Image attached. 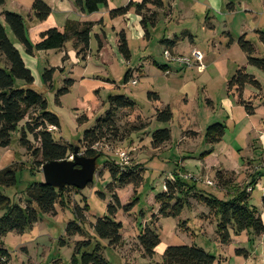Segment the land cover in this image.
Listing matches in <instances>:
<instances>
[{"label": "rangeland", "instance_id": "374dc122", "mask_svg": "<svg viewBox=\"0 0 264 264\" xmlns=\"http://www.w3.org/2000/svg\"><path fill=\"white\" fill-rule=\"evenodd\" d=\"M34 1L5 0L0 7V21L33 73L35 81L31 88L45 95L49 112L60 120V129L49 128L54 141L79 148L85 132L109 109L107 101L111 95L124 96L137 106L134 110L117 111L118 135L107 133L106 140L96 147L103 156L97 160L91 185L84 190H68L66 206L57 205L53 214H39V221L25 234L9 233L3 238V248L10 255L8 264H70L76 243L83 241L82 237L69 238L66 234L68 224L77 221L76 207L85 209L88 206V211H83L87 218L83 228L94 236L91 225L108 216V207L115 205V195L122 206L116 221L123 225V245L112 249L107 241H100L105 247L104 257L110 264H163L166 249L178 246L200 248L217 258L218 264H264V235L257 237L252 232H245L232 236V242L223 245L213 213L198 200L188 198L191 208L186 206L178 218L160 217V206L155 202L156 196L166 191V182H172L177 175L184 179L189 177L187 182L192 185L195 181L197 191L223 201L231 199L238 190H246L250 205L264 222V105L257 101H264V75L253 67H249L250 72L247 70L248 74H261L256 78L262 86L258 99L249 98L250 86L243 98L252 109L253 106L258 109L256 115L249 116L238 103V96L228 91L239 67L248 68L247 58L238 44L240 35L247 33L248 41L258 52L264 53V46L255 33L264 32V0H252V13H245L236 0H176L171 14L162 10L156 27H148V39H145L146 33L142 32L135 9H132L119 21L120 28L127 34L131 52L129 61L119 53L113 30L117 24L109 14L103 16L107 37L103 52H99L96 35L100 30L95 26L85 61L78 56L74 41L62 50L29 55L5 24L3 13H15L24 19L27 39L32 45L40 41L41 32L64 25V16L56 10L45 21L35 19ZM42 1L52 5L51 0ZM111 1L115 7H123L126 3V0ZM164 3L167 7L169 0ZM232 4L237 7L235 14L222 17L220 10H227ZM102 10L106 8L102 7ZM71 19L79 20V17L71 14ZM166 52L171 54L170 57ZM197 52L202 56L200 63L194 55ZM257 55L264 56L261 52ZM178 57L190 59L191 65L178 62ZM54 68L52 84L46 86L45 71ZM128 71L132 72V78L124 84ZM69 80L73 81L72 86L67 83ZM23 84L18 81L16 85ZM64 88L69 92L59 95ZM149 93L157 94L160 100L149 101ZM81 103H87V106L81 109ZM167 107L172 113V121L168 124L157 122V110ZM91 110L95 117L79 125V116ZM31 119L33 114L19 125L10 147L0 148V171L14 164L23 165L18 169L15 187L0 186L4 196L21 205L27 198L29 186L44 183L35 159L19 142L20 129ZM216 124L225 126L226 132L221 143L211 145L206 142V134ZM134 128H140V131L133 133ZM164 129L171 131V141L155 150L151 144L152 135ZM28 139L34 147L39 146L32 136L28 135ZM79 150L82 154L83 149ZM122 153L129 159L125 170L128 173L131 169L136 170L141 184L124 188L114 185L113 193L109 189L112 179L107 167L118 165ZM219 170H222V184H218L216 177ZM208 181L213 186H209ZM254 181L256 185L252 186ZM130 205L132 207L127 211L125 207ZM2 215L0 213V217ZM146 227L156 230L161 240L152 259L143 255L137 243ZM238 250H245L249 256L238 255Z\"/></svg>", "mask_w": 264, "mask_h": 264}, {"label": "trees", "instance_id": "16d2710c", "mask_svg": "<svg viewBox=\"0 0 264 264\" xmlns=\"http://www.w3.org/2000/svg\"><path fill=\"white\" fill-rule=\"evenodd\" d=\"M75 7L84 15H92L99 12L101 7H107V0H72ZM5 4V0H0V7ZM165 7L164 0H130L126 7H121L110 11L109 17L114 20L124 17L130 10L135 9V13L142 18V26L145 30V39L149 38L148 27H155L157 22V11ZM35 19L45 21L52 14L51 7L42 0H35L32 6ZM153 10V11H152ZM6 25L11 29L17 41L23 46L29 55L35 52L62 50L66 44L74 41V47L78 56H82L85 61L90 53V41L95 23L67 21L64 31L60 32L57 28L50 29L40 34V41L32 45L27 39L24 19L15 13H3ZM260 41L264 46V33L259 32ZM99 50L103 48L102 40L96 36ZM118 50L126 61L131 59V52L128 46L126 34L120 32L117 35ZM239 47L247 57V64L264 74V58L257 55L254 44L243 36L238 41ZM56 69L46 70L43 80L46 86L52 84L53 75ZM132 72L128 71L124 76V84L131 81ZM23 82V86L17 87V82ZM34 76L27 68L19 50L9 39L4 24L0 21V148L6 149L12 143V136L19 130V125L33 114V119L27 122L24 128L20 129V145L26 150L27 154L35 159V164L39 170L43 165L63 161L72 158L75 154V146L62 145L54 141L50 127L60 129V120L57 115L50 113L48 102L45 95L34 91L31 87L34 84ZM70 86L73 81H67ZM247 86L257 91L262 90L260 82L255 76L247 73V68L238 69L229 83V93L238 96V103L243 106L249 115H253V109L243 100L244 91ZM69 92L64 88L59 92L63 95ZM60 97L58 96V99ZM149 101H159L160 98L155 93L148 94ZM59 101V100H58ZM109 109L104 117L96 121V124L85 132L83 140L79 143L78 153L86 158L103 156L102 152L96 148L107 138V133L118 135L115 115L117 111L134 110L136 103L124 96H110L107 101ZM87 103H81V109ZM94 111L83 112L77 122L84 125L91 121L95 115ZM156 121L168 124L172 121V113L167 107L157 110ZM226 127L216 124L210 127L206 134V142L217 145L222 142ZM140 131L134 128L133 133ZM28 135L38 143V147L28 139ZM123 139V138H121ZM121 141V140H120ZM123 141V140H122ZM171 141V131L169 129L158 130L152 135V147L155 150L161 149ZM212 152H209L211 154ZM40 159V161H37ZM108 163L106 164V167ZM23 167L22 164H14L5 170L0 171V186L7 188L15 187L18 183L17 172ZM111 174L112 182L109 185L111 192L114 185L124 188L128 185L138 187L141 183L137 177L136 170L131 169L128 173L125 168L118 165L107 167ZM38 170V171H39ZM41 171V170H40ZM222 170L217 172L218 184H222ZM221 172V173H220ZM264 173V172H263ZM264 174H262V177ZM188 179L176 176L172 182H166V191L155 198V202L160 206L159 216L162 218H178L186 206H190L188 198H194L204 204L213 213L218 225L217 232L223 245L232 242V236H240L245 232H252L259 237L264 235V222L255 208L250 203V195L246 190L240 191L232 196L231 199L223 201L215 197H208L197 191L196 182L190 185ZM255 186V181L251 184ZM73 189L65 187L56 189L45 183L33 184L27 189V198L24 205L16 203L0 192V264H8L10 261L9 253L3 248V238L9 233L23 235L39 221V214H53L57 205L66 206L65 193ZM114 193V192H113ZM115 205L108 207V216L100 219L95 225H91L94 236L89 235L83 228L87 222L84 215L88 211L76 207L75 212L77 221L70 222L66 228L69 238L82 237L83 241L76 243L73 257L70 264H110L104 257L105 247L100 241H107L110 248H119L123 245L122 223L116 221L118 210L122 208L119 198L115 195ZM132 205L125 207L128 211ZM210 212V213H211ZM143 255L152 259L155 256L157 247L161 244L160 237L156 230L146 227L137 241ZM238 255L249 256L245 250H238ZM163 264H218L217 258L207 254L204 250L197 247L178 246L168 247L163 255Z\"/></svg>", "mask_w": 264, "mask_h": 264}, {"label": "crops", "instance_id": "0c3cea01", "mask_svg": "<svg viewBox=\"0 0 264 264\" xmlns=\"http://www.w3.org/2000/svg\"><path fill=\"white\" fill-rule=\"evenodd\" d=\"M135 2L136 1H138V0H134ZM237 2H238V4H239V6H241V8H242V10L245 12V13H248V12H251L252 13V10H251V8H250V4L252 3V0H236ZM45 2V1H44ZM51 4L52 5H49L48 3H46V4H48L50 7H51V9H52V12H54V10H56L57 11V13L59 14V15H62V16H64L63 17V24L64 25H62L61 27H57V29L60 31V32H63L64 31V27H65V25H66V23H67V21H78V22H93V23H95L96 25L95 26H97L98 28H99V30H100V33L99 34H97L96 36H99L100 38H101V40H102V43H103V48L101 49V50H99V52L101 53V52H103L104 50H105V41L107 40V37H106V33H105V31L103 30V28L105 27V25H104V22H105V20H104V17L103 16H107V14H109L110 13V11H112V10H114V9H118V8H121V7H115V3L113 2V1H111V0H107V2H108V6L107 7H105L106 8V10L105 11H103L102 10V7L99 9V12L98 13H95V14H92V15H84V14H82L76 7H75V5H74V3H73V1L72 0H51ZM126 3H125V5L123 6V7H126L129 3H130V0H126L125 1ZM176 2V0H169V3L167 4V7H164L162 10L163 11H168L170 14L172 13V10H173V6H172V4H174ZM53 6H56L55 8L56 9H54L53 8ZM208 9H209V6H208ZM162 10H158L157 11V13H158V16H157V22H156V25H157V23H158V18H159V12H161ZM220 10V9H219ZM221 11V13H222V17L223 16H225V15H227V16H231V15H234L235 14V12L237 11V7H236V5L235 4H232L227 10H220ZM71 14H73V15H76V16H78L79 17V20H73V19H71ZM137 15V14H136ZM127 17V15L125 16V17H119V18H117V19H114V20H112V21H114V22H116V27H114V32H116V36L118 35V33H120V32H124L125 34H126V31H125V29L124 28H120V23H119V21H122V20H120V19H125ZM137 18H138V20H139V24L141 25V29H142V32H144L145 30H144V28H143V26H142V18L140 17V16H138L137 15ZM156 25H155V27H156ZM95 28V27H94ZM93 28V29H94ZM118 28V29H117ZM121 29V30H120ZM120 30V31H119ZM93 32V31H92ZM259 32H262V31H255V33H257V35H258V37H259V40H260V36H259ZM42 33V32H41ZM262 33H264V32H262ZM8 35V34H7ZM248 34L247 33H243L242 35H240L241 37H243V36H246V38L248 37L247 36ZM230 36V35H229ZM8 37H9V35H8ZM126 37H127V34H126ZM240 37V38H241ZM239 38V39H240ZM9 39H10V37H9ZM11 40V39H10ZM192 40V39H191ZM248 40V39H247ZM232 41H233V39H232ZM193 42V41H192ZM261 42V41H260ZM117 45H118V38H117ZM263 45V44H262ZM255 46V45H254ZM262 49H263V46H262ZM25 50V49H24ZM256 50H257V54L259 53V52H261L262 54H264L263 53V51H259L258 52V49L256 48ZM245 55V54H244ZM246 56V55H245ZM259 57H262V58H264V56H259ZM247 58V57H246ZM247 62V61H246ZM246 66H247V64H246ZM242 67H245V66H241V67H239V68H242ZM247 68V67H246ZM255 69V68H254ZM247 70L250 72V68H249V66H248V68H247ZM256 70V69H255ZM255 70H253V71H255ZM258 71V70H257ZM260 72V71H259ZM261 73V72H260ZM259 73V74H260ZM259 74H255V73H250V75H253V76H255L256 78H257V75H259ZM261 75V74H260ZM264 75V74H263ZM249 90V86H247L246 87V89H245V91H244V95H245V92H247ZM251 91H250V95H249V98H253V99H256V97H257V95H258V91L257 90H255L254 88H252L251 87V89H250ZM244 95H243V98H244ZM245 99V98H244ZM258 99V98H257ZM256 99V100H257ZM246 101V100H245ZM257 101H259L262 105H264V101L263 102H261L260 100H257ZM251 102V101H250ZM252 107V106H251ZM257 111H258V109L256 110V108L253 106V115H256L257 114ZM249 115V114H248ZM249 116H252V115H249ZM264 117V116H263ZM261 134H263V133H261ZM224 139V138H223ZM264 159V158H263Z\"/></svg>", "mask_w": 264, "mask_h": 264}, {"label": "water", "instance_id": "95a60500", "mask_svg": "<svg viewBox=\"0 0 264 264\" xmlns=\"http://www.w3.org/2000/svg\"><path fill=\"white\" fill-rule=\"evenodd\" d=\"M78 152L76 148L71 159L43 165L41 173L44 183L56 189L72 187L77 190H84L91 185L95 178L99 157L86 158Z\"/></svg>", "mask_w": 264, "mask_h": 264}, {"label": "built area", "instance_id": "2783aa9c", "mask_svg": "<svg viewBox=\"0 0 264 264\" xmlns=\"http://www.w3.org/2000/svg\"><path fill=\"white\" fill-rule=\"evenodd\" d=\"M166 55H167L168 57H170L171 54H170L169 52H166ZM194 55H195V57H196V61L200 63V62L202 61V56H201L198 52L195 53ZM176 60H177L178 62H180V63H183V64L187 65V66H190V65H191V60L188 59V58H181V57H178ZM132 83H133V85H136V81H133ZM128 164H129V159H128L126 153H122V154H120V162L118 163V166H119L120 168H125ZM262 169H263V172H264V165H263ZM185 178L188 179L189 177H185ZM262 179L264 180V176L262 177ZM206 183H207L209 186H213V183L210 182V181H208V182H206Z\"/></svg>", "mask_w": 264, "mask_h": 264}]
</instances>
